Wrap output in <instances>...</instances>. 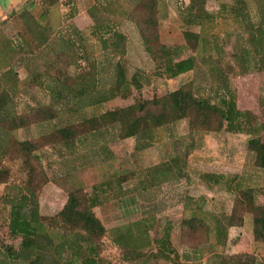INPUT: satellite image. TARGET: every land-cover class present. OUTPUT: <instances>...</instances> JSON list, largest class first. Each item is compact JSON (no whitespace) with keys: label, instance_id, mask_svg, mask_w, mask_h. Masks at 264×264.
I'll return each instance as SVG.
<instances>
[{"label":"trees","instance_id":"trees-1","mask_svg":"<svg viewBox=\"0 0 264 264\" xmlns=\"http://www.w3.org/2000/svg\"><path fill=\"white\" fill-rule=\"evenodd\" d=\"M164 1L138 0L127 12L154 63L152 72L138 70L130 77L120 61L105 76L103 67L91 59L83 30L73 22L77 0H35L6 18L5 23L17 20L24 29L18 32L22 44L10 50L17 59L0 73V186L5 187L0 195V215L13 238L20 239L17 248L0 242L5 264H103L102 240L108 231L94 212L102 205L98 186L96 195L74 188L56 215L41 214L40 196L51 182L43 164L44 149L56 148L73 157L79 144L115 129L118 140L134 139L136 150L143 151L154 145L159 130L188 121L191 136L222 132L248 136L255 167L264 171V124L254 112L238 108L231 82L234 77L264 72V0H213L216 11L208 9L211 0L181 4L179 17L192 54L181 60L161 41ZM109 6L110 0H97L88 9L96 20L91 35L103 53L121 59L127 51L125 34L112 20H101L109 14ZM54 9L61 11L56 26L50 23ZM232 32L236 33V50L228 60L224 36ZM30 59L36 60L35 67L29 64ZM21 69L28 73L25 83H21ZM185 76L187 80L174 91L144 98V88L154 79ZM200 77L206 78L205 85L197 81ZM32 90L44 91L49 103L25 102L21 107L24 95ZM117 98L134 102L98 115L87 114ZM33 128L40 129L35 138L17 137L19 131ZM15 162L20 163L24 175L21 181L14 179L11 165ZM199 178L209 187H222L232 197L233 209L227 216H213L210 224L202 205L193 208L186 203L183 231L206 239L214 236L216 245L224 248L229 230L243 227L249 216L254 240L263 244L264 205L258 203V189L239 174L203 173ZM133 227L138 228L137 245L129 243L123 228L115 230L113 239L127 262L141 261L142 250L152 244L147 225L136 222L129 229ZM172 230L168 225L161 240L165 248ZM154 257L171 261V256L160 251ZM216 258L215 264H264L255 253H221Z\"/></svg>","mask_w":264,"mask_h":264},{"label":"rangeland","instance_id":"rangeland-1","mask_svg":"<svg viewBox=\"0 0 264 264\" xmlns=\"http://www.w3.org/2000/svg\"><path fill=\"white\" fill-rule=\"evenodd\" d=\"M96 1L77 0V15L73 21L83 30L91 59L103 67L105 76L118 61L129 77L138 70L152 72L154 63L147 54L136 27L127 19V12L138 0H110L109 14L101 17L102 21L110 19L115 22L127 38V51L121 59L103 53L99 43L91 35V28L96 20L90 17L88 9ZM189 2L190 0H165L161 6V41L175 51L179 60L192 55L186 47L185 27L178 12L181 4ZM217 8L216 2L211 0L208 9L216 11ZM60 14L61 11L54 9L50 19L53 26L59 23ZM5 20L6 18H0V73L17 59V55L10 50L13 46L22 44L18 32L24 29L17 20L6 23ZM224 41L227 59L230 60L236 50V33L225 35ZM29 64L35 67L37 62L30 59ZM74 71L71 67L70 72L73 74ZM19 76L21 83H25L28 73L21 69ZM187 78L154 79L150 86L144 88L143 96L146 99L163 96L179 88ZM197 81L205 85L206 78L200 77ZM231 82L237 93L238 108L254 112L264 124V72L234 77ZM24 96L21 107L25 102L32 105L49 103V97L44 91L32 90L30 95ZM133 102L132 99L117 98L101 108L88 110L87 114L98 115L107 110L129 106ZM39 132L38 128L21 130L17 137L20 140L32 139ZM248 140L246 135L225 132L191 136L188 121H181L159 130L154 145L143 151L136 150L134 139L118 140L115 129L91 137L87 144H79L73 157L64 155L65 151L56 148L44 149L41 151L43 164L51 182L43 188L40 196L41 214L56 215L64 207L68 193L74 188H83L88 194L96 195L98 186L102 205L95 208L94 212L108 231L102 240L103 264H215L216 256L221 253H255L264 259V243L255 242L252 219L249 216L243 227L229 230L228 242L224 248L216 245L214 236L206 239L183 231L181 227L186 203H191L193 208L202 205L203 216L210 224H213V216H227L233 209L232 197L222 187L206 185L199 178L203 173L243 176L249 186L258 189V203L264 205V171L255 167L254 155L248 149ZM186 154L188 155L185 156ZM11 166L15 181L23 180L20 163L15 162ZM4 188L0 186V195L4 193ZM136 222H143L151 229L149 236L152 244L142 250L141 261L127 262L123 260V252L113 242L115 235L117 236L115 230L123 228L129 243L137 245L140 241L136 234L138 228L129 229ZM168 225H172L173 230L169 245L165 248L161 240ZM141 241L144 244L146 238ZM0 242L15 248L20 243V239H15L10 234L2 215ZM158 251L171 256V261L155 258L154 254ZM0 264H5L1 248Z\"/></svg>","mask_w":264,"mask_h":264},{"label":"crops","instance_id":"crops-1","mask_svg":"<svg viewBox=\"0 0 264 264\" xmlns=\"http://www.w3.org/2000/svg\"><path fill=\"white\" fill-rule=\"evenodd\" d=\"M31 2H35V0H0V18H7L14 10L27 7Z\"/></svg>","mask_w":264,"mask_h":264}]
</instances>
